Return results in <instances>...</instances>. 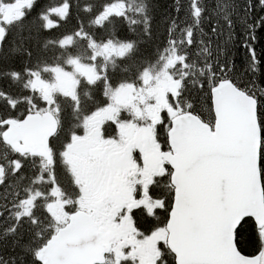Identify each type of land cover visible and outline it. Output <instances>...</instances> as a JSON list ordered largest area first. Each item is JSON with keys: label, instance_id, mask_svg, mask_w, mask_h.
Here are the masks:
<instances>
[{"label": "snow or ice", "instance_id": "6c2138e0", "mask_svg": "<svg viewBox=\"0 0 264 264\" xmlns=\"http://www.w3.org/2000/svg\"><path fill=\"white\" fill-rule=\"evenodd\" d=\"M173 10L0 0V264H264V0Z\"/></svg>", "mask_w": 264, "mask_h": 264}, {"label": "trees", "instance_id": "16d2710c", "mask_svg": "<svg viewBox=\"0 0 264 264\" xmlns=\"http://www.w3.org/2000/svg\"><path fill=\"white\" fill-rule=\"evenodd\" d=\"M48 3H51L55 5L58 0H47ZM75 2V0H73ZM86 2H97V0H79V3L83 5ZM150 2L154 5V20H153V38L151 41L148 42L147 45L144 47L151 51L157 44H161L167 36V18L169 16L175 15V12L173 10V6L176 3V0H150ZM182 3H186V0H181ZM75 15L76 12L73 10V18L69 19L67 23H62L61 27L59 29L54 30L51 34L53 36L57 35L59 32L71 30L75 26ZM81 15H84L83 12H81ZM183 15V13H181ZM130 35V33H129ZM259 51V49H258ZM233 54L236 59V64L238 69L243 70L244 67V51L242 49L240 50H233ZM17 67H19V64H17ZM264 86V85H262ZM9 82L4 80L3 78H0V89H8ZM17 85H12V88H17ZM4 193V186L0 185V197H3ZM5 201L3 199H0V203H4Z\"/></svg>", "mask_w": 264, "mask_h": 264}]
</instances>
